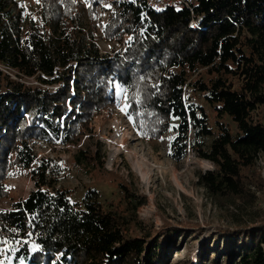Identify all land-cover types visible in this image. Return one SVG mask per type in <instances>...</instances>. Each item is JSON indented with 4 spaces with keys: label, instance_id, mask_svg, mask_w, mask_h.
<instances>
[{
    "label": "trees",
    "instance_id": "trees-1",
    "mask_svg": "<svg viewBox=\"0 0 264 264\" xmlns=\"http://www.w3.org/2000/svg\"><path fill=\"white\" fill-rule=\"evenodd\" d=\"M41 3L37 20L27 16L21 0H0V201L11 196L10 168L29 169L36 187L12 209L0 211V254L7 241L18 240L24 244L15 259L25 257L30 264L169 262L176 239L186 230L167 225L157 237L129 234V213L135 214L146 196L121 181L122 201L105 206L90 190L82 201L72 202L66 189L56 188L54 159L39 158L33 146L36 140L80 145L96 132L98 116L114 113L118 89L126 91L128 113L145 139L160 140L175 129L176 161L192 147L214 164L197 177L212 197L237 206L257 202V192L264 193L259 168L264 154V0H191L190 8L157 7L150 0ZM106 3L111 8L103 37L124 42L121 52L100 50L96 19L98 7ZM1 65L39 84L15 79ZM201 69L205 77L192 79ZM235 76L240 83L231 80ZM189 88L200 92L208 107L193 101ZM71 161L87 172L117 177L107 171L100 146H79ZM257 221L221 229L224 249L218 240L212 261L214 243L204 241L198 259L203 264H264V216ZM30 235L36 251L25 240Z\"/></svg>",
    "mask_w": 264,
    "mask_h": 264
},
{
    "label": "rangeland",
    "instance_id": "rangeland-1",
    "mask_svg": "<svg viewBox=\"0 0 264 264\" xmlns=\"http://www.w3.org/2000/svg\"><path fill=\"white\" fill-rule=\"evenodd\" d=\"M26 7L28 17L37 20L41 18V0H21ZM84 4L88 0H76ZM110 17L106 6L98 7L96 23L100 29L99 46L103 53L121 52L125 48L124 42L109 41L103 37V27ZM129 36H127V39ZM5 73L11 77L25 81L28 84H39L35 78H20L16 71L1 65ZM205 77V70L201 69L191 78ZM231 80L238 84L240 76ZM56 87L55 85L51 86ZM113 103L114 113H104L97 117L96 132L86 136L80 145H64L60 142L38 140L33 144L38 157H51L56 162V188L66 189L72 202L82 201L86 193L96 190L98 200L105 206L113 202L122 201L123 193L119 182H126L137 195L146 196V203L140 206L136 213H129L128 232L133 236H146L151 233L157 237L163 227L171 225L186 230L178 236L167 264H203L198 259L204 241L212 245L210 259L217 255L216 243L224 249V242L220 238L223 228L248 227L257 223L264 216V193L257 192L258 200L253 205L237 206L235 204H221L212 197L204 187L197 183L198 173L213 169L214 164L197 156L195 150L189 147L186 156L176 161L172 156V141L177 130L171 129L160 140L145 139L134 124L133 117L128 113L126 91L115 90ZM187 95L193 101L208 107V103L200 92L188 89ZM262 113L263 108H259ZM234 127V123L225 117ZM176 121L174 125L176 126ZM210 139L206 140L209 144ZM79 146H96L102 148L105 155L107 171H113L117 177L109 173L97 175L87 172L71 161L73 151ZM141 164V168L139 165ZM259 168L264 177V154L260 155ZM12 169V168H11ZM16 173L11 172V181L16 185L11 187V196L0 201V211L12 209L17 200L26 198L35 188V182L30 176V170L15 167ZM143 170V171H142ZM255 221V222H254ZM31 249L36 245L32 235L25 238ZM24 242L7 241L0 254V264H30L29 259L20 257L15 259L17 251ZM37 246V245H36ZM55 257L54 260H56Z\"/></svg>",
    "mask_w": 264,
    "mask_h": 264
},
{
    "label": "built area",
    "instance_id": "built-area-1",
    "mask_svg": "<svg viewBox=\"0 0 264 264\" xmlns=\"http://www.w3.org/2000/svg\"><path fill=\"white\" fill-rule=\"evenodd\" d=\"M150 2H151V4L156 5L157 7H164V6H176V7H180V8H186V7L190 8L191 7V0H150ZM105 6H106V8H111L110 3H106ZM193 23H196L195 20H193ZM131 39H132V36L129 35L128 40H131ZM36 141H38V140H36ZM36 141H35V143H36ZM14 170H16V169L10 168L7 171L6 184L9 186V188L16 185L15 183H13L11 181L12 179H10L11 174H12L11 172L16 173V171H14ZM22 170L27 171V169H25V168ZM30 176H31V174H30ZM35 189H36V187L33 190H35ZM24 199L25 198H23L22 200H24ZM61 256H62V253L58 254L56 257L60 259Z\"/></svg>",
    "mask_w": 264,
    "mask_h": 264
},
{
    "label": "snow or ice",
    "instance_id": "snow-or-ice-1",
    "mask_svg": "<svg viewBox=\"0 0 264 264\" xmlns=\"http://www.w3.org/2000/svg\"><path fill=\"white\" fill-rule=\"evenodd\" d=\"M37 247H38V246L34 245L32 250H33V251H36V250H37Z\"/></svg>",
    "mask_w": 264,
    "mask_h": 264
},
{
    "label": "bare ground",
    "instance_id": "bare-ground-1",
    "mask_svg": "<svg viewBox=\"0 0 264 264\" xmlns=\"http://www.w3.org/2000/svg\"><path fill=\"white\" fill-rule=\"evenodd\" d=\"M138 165H139V164H138ZM139 168L142 169V168H141V164L139 165ZM142 171H143V170H142Z\"/></svg>",
    "mask_w": 264,
    "mask_h": 264
}]
</instances>
